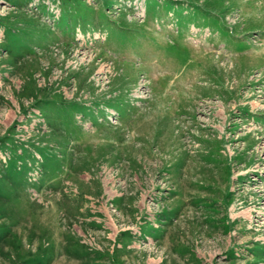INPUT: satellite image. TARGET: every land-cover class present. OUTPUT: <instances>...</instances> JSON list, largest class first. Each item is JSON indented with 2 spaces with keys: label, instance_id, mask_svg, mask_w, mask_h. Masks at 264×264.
<instances>
[{
  "label": "rangeland",
  "instance_id": "obj_1",
  "mask_svg": "<svg viewBox=\"0 0 264 264\" xmlns=\"http://www.w3.org/2000/svg\"><path fill=\"white\" fill-rule=\"evenodd\" d=\"M0 264H264V0H0Z\"/></svg>",
  "mask_w": 264,
  "mask_h": 264
},
{
  "label": "crops",
  "instance_id": "obj_2",
  "mask_svg": "<svg viewBox=\"0 0 264 264\" xmlns=\"http://www.w3.org/2000/svg\"><path fill=\"white\" fill-rule=\"evenodd\" d=\"M249 112L260 113V112L251 111V110H249ZM230 115H231V114H228L227 116L229 117Z\"/></svg>",
  "mask_w": 264,
  "mask_h": 264
},
{
  "label": "built area",
  "instance_id": "obj_3",
  "mask_svg": "<svg viewBox=\"0 0 264 264\" xmlns=\"http://www.w3.org/2000/svg\"><path fill=\"white\" fill-rule=\"evenodd\" d=\"M139 7H140V9H141V5H140ZM139 7H138V8H139Z\"/></svg>",
  "mask_w": 264,
  "mask_h": 264
}]
</instances>
